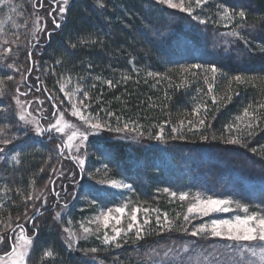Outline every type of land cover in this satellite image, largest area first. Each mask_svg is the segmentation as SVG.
Listing matches in <instances>:
<instances>
[{
	"label": "trees",
	"instance_id": "trees-1",
	"mask_svg": "<svg viewBox=\"0 0 264 264\" xmlns=\"http://www.w3.org/2000/svg\"><path fill=\"white\" fill-rule=\"evenodd\" d=\"M193 7V15H189L168 10L153 0L72 2L60 27L47 31L42 44H31L32 55L37 47L45 52L40 68L46 75L37 81L38 89L56 101L50 93L55 88L51 87L57 82L69 84L80 89L82 99L87 92L91 111L99 121L115 129L125 124L128 129H138L140 139L150 146L147 150L119 141L93 143V152L108 175L126 181L136 201L168 212L164 189L171 186L164 170L173 178L183 171L189 179L183 177L182 185H188L189 180V187L215 198L234 199L264 215V0H207ZM27 8L35 14L33 3ZM223 8L233 14L244 11L245 17L224 19ZM16 29L23 32L27 42L23 24L18 23ZM15 30L1 29V42L13 41L10 34ZM236 57L243 60L238 62ZM12 94V85H8L0 97V140L10 139L9 150L15 153V162L0 173L1 231L19 224L26 197L41 181V169L52 161L46 142L31 138L16 120ZM245 109L253 116H245ZM199 119L205 124L199 125ZM190 120L194 128L188 124ZM173 127L178 131L173 133ZM161 128L164 139L156 144ZM230 139L240 142L229 143ZM99 148L106 151L105 155ZM203 153L213 155L203 157ZM186 154L188 165L183 162L178 167ZM224 157L228 158L227 171L213 163ZM199 158H205L204 165L208 163L204 169L195 163ZM207 175L221 179L223 185H213ZM171 219L176 221L171 230L149 227L142 239L128 242L126 250L110 255L104 250L102 258L106 259L99 264H145L137 258L147 246L155 248L169 241L188 245L190 240L180 238L185 234L180 215L173 212ZM45 231L37 238L35 262L85 264L80 263L78 254L68 253L59 238ZM46 251L53 255L45 256Z\"/></svg>",
	"mask_w": 264,
	"mask_h": 264
},
{
	"label": "rangeland",
	"instance_id": "rangeland-1",
	"mask_svg": "<svg viewBox=\"0 0 264 264\" xmlns=\"http://www.w3.org/2000/svg\"><path fill=\"white\" fill-rule=\"evenodd\" d=\"M74 1L76 0H69L68 4L65 5L66 10ZM153 1L168 10L182 12L179 9L171 8L167 4L162 3L161 0ZM15 2L16 4L13 5L12 0H6L4 5H0V30L6 29L8 32H11L17 28L18 23H22L24 33L27 35L26 37H28V40L24 42L26 38L23 40V32L19 29H16L14 33L10 34V38L13 41L6 40L8 43H11L10 45L6 44L4 40V42H1L0 38V60H2L0 63V81L3 82L0 83V89L4 91L8 85H12L13 94L11 103L15 110L16 120L19 122L22 129L28 132L31 138L46 142L45 144L50 148L49 153L52 155V161L39 173L41 181L32 188L29 195H31L33 199L26 200V209L21 215V218L22 216L23 218H20L18 221L19 224L11 229H4V231L0 230V235L5 237L3 243H0V256H4L5 264H11L12 258L7 255V253L12 251L10 246H18L19 243H22L18 241L22 229L24 234L33 241L32 245L28 247L25 264H41L35 262L34 255L37 238L43 232L44 228H46V234H51V236L53 235V237L59 238L61 244L68 253L78 254L82 259L80 263L99 264L101 262L99 260L105 261L106 256L102 258L104 255L108 253L109 255L113 254L119 249L120 251L126 250L129 247L128 242L137 239L134 229L132 232H128L127 235L122 234L121 237L113 243L105 244L103 242L105 232L109 235H114L112 232L113 226L127 228L130 219L128 213H130L133 208L137 207L140 208V211L137 213L140 223L143 225L145 218L150 221V224L143 225L144 229H146L144 233L149 230V227L161 228V224L164 223V214H167L169 220L174 221L171 228L175 227L176 221L171 219L173 212H175L177 216L180 215L181 217L180 227L187 229L185 234L180 236V238L190 240L188 245L178 244L176 241H169L155 248L145 245L147 247L144 249L143 255L137 258L139 261L143 260L145 264H264V262L259 260L258 256L253 257L251 253L247 251V242H244V251L241 252L240 248L235 245V242L214 238L210 235H191V232L195 228L199 227L201 224L210 225L213 219H234L236 215L243 216L245 213L237 208L234 203L229 206L231 210L228 212H214L208 216L192 214L191 218L185 221L183 216L187 214L189 203L194 202L193 197L196 194H200L202 198L210 196L198 189L189 187V180L188 185H182L183 182H181V180L183 177L189 179V174L187 172L181 171L179 174L177 173L176 178H173L164 170V178L168 180V184L171 186V188L167 187V189H169L170 192H176L178 194L176 197H172L170 192L164 191L168 195L167 199L169 203L167 206L172 214L169 213V210L168 212H163L147 204L136 201L132 197L133 192L131 186L127 188H116L111 185L110 181L112 180H116L121 184H129L122 179L111 178L108 175L106 166L97 156V153L93 152V150H95V145H93V143H98L101 140L119 141L128 143L134 147H140L144 150L149 149L150 146L144 144L146 140L140 139L139 135L136 133L137 131L128 129L117 132L114 130L115 128H111L109 125L99 130H93L83 124L77 117L72 116L71 105L72 103H76L77 107L81 108L85 115L91 116L94 122L97 119L99 120L95 112L91 111L93 110L91 109V98L82 99L79 93L76 92L74 86L57 82L54 87H51L55 88V90L51 89L52 92L49 90L56 101L51 100L49 97L46 98V96L41 94L40 89H38L39 86L37 81H41L46 75V72L40 68V63L43 59L42 55H44L45 52L39 51V47H37L32 55L33 49H31V44H42L46 40V32L51 31L55 26L52 23L53 19L55 18L56 22L60 24L66 11L63 14L57 12L54 13L53 16H48L47 12L49 11L51 0H44V7H40L41 9L37 8L39 6V0H15ZM29 2L33 3V7L35 5L34 8L36 9L33 8L35 14L34 12L33 14L30 13L29 8H27ZM174 2H178V0H174ZM58 3L62 4L63 0H58ZM194 16L197 17V15ZM38 17H42V19H38ZM48 18L50 20H48ZM8 48H11V52L6 51ZM28 52H32L31 59L28 58ZM239 60H243V57H236V61L239 62ZM9 64L13 65V67L9 68ZM8 76H12V79H7ZM61 87L64 88L63 92L60 91ZM72 92H75V95L71 97L70 102L65 93ZM1 96L2 95H0V97ZM17 99L19 100V104H17ZM80 100H85L88 107L84 108L83 105H80ZM53 106L56 107V110H53ZM61 114H63L64 120L75 125L80 131L87 130L88 139L82 144L80 140L77 139L74 142V147L69 149L64 148L63 145L67 140V135L71 134L72 129H66V134L57 133L55 130L43 134L36 133L35 129L37 126L48 128L51 123L56 122ZM20 115H24L25 120L21 121L19 119ZM100 121L102 124H105L102 119H100ZM190 121L193 122V120ZM161 141L162 140L159 139L156 144ZM156 144L152 143V146L155 145L158 147ZM0 147H5L6 149L3 153H0V173H2L7 167L11 166V162H15L13 160L15 158V153L10 152L9 145L5 146L0 144ZM100 151L101 148H99V152ZM101 152H103L104 155L106 153L104 150ZM210 152L211 151H209V153ZM209 153L207 155L203 153L202 155L203 157H210L213 155ZM187 156V154L184 155L178 167L183 166V162L188 165L189 159ZM162 158L164 159L165 156H162ZM202 158L195 161L200 169H204L208 164L204 165L205 158ZM80 159L84 161L83 168L79 165ZM227 159L226 157H224V159H216L213 163H216L219 167L227 171L228 169L226 167L228 166L229 168ZM167 163L169 164V162ZM168 164L167 166L173 168ZM53 169H55V171H53ZM178 170L180 171L182 168ZM206 178L213 185L221 186L224 183L221 179H216L208 175ZM223 188L227 189L225 185ZM41 192L44 194L41 199H35ZM180 193H188V200L181 201L179 199ZM251 195L256 196L255 193H251ZM218 199H229L237 202L231 198ZM125 205H127V212L120 225H115V221H111L109 227L104 229L102 225L92 223L96 217L101 216L109 210H112L113 215H119L115 212V209ZM144 209H149L150 211L146 213ZM37 212H43L44 215L31 222V217ZM253 212L262 214L259 211L249 208V214ZM157 215L161 217L160 223H157ZM84 227H88L92 229V231L85 233L83 231ZM98 227L100 228L99 232L96 231ZM65 229H68V231H65ZM34 232H36L37 235L36 233L34 234ZM201 241L203 244H197ZM117 244L120 246L118 247ZM253 246H255V243H253ZM91 249H96L97 251L93 252ZM98 250H100V253ZM104 250H108L109 252L104 254ZM109 259H112V257L108 256V260Z\"/></svg>",
	"mask_w": 264,
	"mask_h": 264
},
{
	"label": "snow or ice",
	"instance_id": "snow-or-ice-1",
	"mask_svg": "<svg viewBox=\"0 0 264 264\" xmlns=\"http://www.w3.org/2000/svg\"><path fill=\"white\" fill-rule=\"evenodd\" d=\"M6 0H0V5H4ZM69 0H63V3L60 4L58 3V0H51V4L49 6V11L47 12L48 16H53L54 13H59L63 14L66 11L65 5H67ZM99 2V0H98ZM162 3L167 4L169 7L174 8V9H179L182 12H187L189 15L192 14L194 11L193 4L195 7H200L203 4L207 3V0H178V2H174V0H161ZM39 6L44 7V0H39ZM101 7L103 6L102 4L100 5ZM35 7V5H34ZM223 18L227 20L233 19V16H239L240 18L245 17V12L240 11L238 13L233 14L232 12L229 11L227 8H223ZM38 19H42V17H38ZM201 23H204V21H200ZM52 23L55 25V27H60V25L56 22L55 18L53 19ZM232 35H238L237 33H232ZM5 43H8V41H5ZM7 52H11V48L6 49ZM29 59H31V53H29ZM9 68H12L13 65L9 64ZM194 68H200V65H193ZM215 66L212 67L211 71L213 73L216 72ZM187 71V69H186ZM149 75H152V73H149ZM7 79L11 80L12 76H8ZM237 81L241 80V77L237 76L235 78ZM0 83H3L0 81ZM109 85H111V81H108ZM209 92L212 91V86L209 85ZM60 91H64V88L61 87ZM80 89L77 88L76 92H79ZM0 95H3V90L0 89ZM66 97L69 98L71 102V97L75 95V92L72 93H65ZM88 94L87 92L84 93L85 99L87 98ZM213 103L216 102V98L213 97ZM17 104H19V100L17 99ZM80 105H83L84 108H87L88 105L85 103V100H80L79 101ZM72 116L77 117L80 121L83 122V124L87 125L89 128L93 130H99L102 127H106V124H102L99 122L97 119L95 122L93 121V118L91 116H87L84 114V112L81 110V108L77 107L76 103H72ZM261 107H264V105H261ZM196 114H199V110H195ZM245 116H253V113H249L247 109H245L244 112ZM108 115H113L112 113H108ZM19 119L21 121L25 120L24 115H20ZM240 119V118H238ZM199 125H204L205 120L204 119H199L198 121ZM189 125H192L194 128L195 125L193 124L192 121H188ZM181 128L184 126V122H180ZM248 128L252 127V124L249 123L247 125ZM66 129H72L71 134L67 135V140L64 143L63 147L64 148H72L74 147V142L79 139L81 144L88 139V133L87 130L85 131H80V129L76 128L75 125L68 123L66 120H64L63 114L60 115V117L56 120L55 123H51L48 128H41L37 126L35 129L37 134H43L45 132H51L55 130L57 133L60 134H66ZM113 130V129H109ZM115 131H125L128 130V124H125L124 127L121 128H116L114 129ZM133 131H138L137 128H133ZM191 130V128L189 129ZM2 131V130H0ZM178 129L176 127L172 128V132L175 133L177 132ZM142 134V133H141ZM156 139L163 140V128L160 129V132L156 135ZM203 139H208L207 136L202 137ZM229 143H239L240 141L238 139H230L228 141ZM11 143L10 139H3L0 140V144L3 145H8ZM5 147H0V153H3L5 151ZM78 150V149H77ZM19 162V161H17ZM79 165L81 168H83L84 161L83 159L79 160ZM43 171V169H41ZM55 171V169H53ZM111 185L116 188L120 187H130V185L127 184H121L120 182L116 180L110 181ZM165 192H170L169 189L165 188ZM43 192H41L40 195L36 196L35 199L40 200L41 197L43 196ZM58 195V194H57ZM170 195L172 197H176L178 194L176 192H170ZM189 194L188 193H180L179 194V199L181 201L188 200ZM33 197L31 195L26 197V200H32ZM194 202L189 203L187 207V214L183 216V219L185 221H188L192 214H199L203 216H208L211 213L214 212H228L231 210L229 207L232 204H236V207L239 208L245 215H236L234 219H213L211 221L210 225L207 224H201L199 227L195 228L192 232V236H207L210 235L211 237L214 238H220L222 240H227V241H232L235 242V245L240 248V251H244V242H247V251L251 253L253 257L258 256L259 260L261 262H264V215L253 212L249 214V208L247 205H241L238 202L229 200V199H218V198H213L211 196H208L207 198H202L200 194H196L193 197ZM38 211V209H37ZM140 211V208H133L130 213H128L130 219L129 223L127 224V228H122V227H112V232L114 235H109L107 232L104 233L103 236V242L105 244L113 243L117 241L121 235H127L128 232H132L135 229V236L137 239H142L143 238V233L145 231L143 225H148L150 224V221L145 218L143 221V225L140 223L137 217V213ZM144 211L147 213L150 211L149 209H144ZM152 211H157V210H152ZM115 212L118 213L119 215H113L112 210H109L106 213H103L101 216H98L95 218L92 223H98L102 225L104 229H107L109 227V224L111 221H115V225H120L122 223V219L125 216L127 212V205L123 207H117L115 209ZM157 223H160L161 217L157 215L156 217ZM163 221L164 223L161 224L162 229H168L171 230V226L174 223V221H171L168 219L167 214H164L163 216ZM65 231H68V229H65ZM83 231L85 233L91 232L92 229L88 227H84ZM97 232L100 231V228L98 227L96 229ZM184 231H187V229H184ZM5 237L3 235H0V243H3V240ZM18 241L22 242L19 243L18 246L14 245L12 248V251L10 253H7V255L12 258L11 259V264H25V257L27 256V250L28 247L32 245L33 241L30 237L26 236L24 234V231L22 229L21 234L18 237ZM253 243H255V246H253ZM119 247L120 245L117 244ZM19 248V250H18ZM91 251L95 252L97 251L96 249H91ZM45 256L51 257L53 253L51 251H47L44 253ZM0 264H5V258L4 256H0Z\"/></svg>",
	"mask_w": 264,
	"mask_h": 264
},
{
	"label": "water",
	"instance_id": "water-1",
	"mask_svg": "<svg viewBox=\"0 0 264 264\" xmlns=\"http://www.w3.org/2000/svg\"><path fill=\"white\" fill-rule=\"evenodd\" d=\"M39 216H40V213L39 212L35 213V215L33 216L32 220H31V222L33 220L37 219Z\"/></svg>",
	"mask_w": 264,
	"mask_h": 264
}]
</instances>
